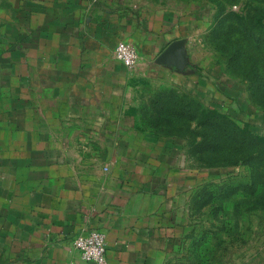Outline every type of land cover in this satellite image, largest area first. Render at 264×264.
Masks as SVG:
<instances>
[{"label":"crops","instance_id":"0c3cea01","mask_svg":"<svg viewBox=\"0 0 264 264\" xmlns=\"http://www.w3.org/2000/svg\"><path fill=\"white\" fill-rule=\"evenodd\" d=\"M186 25L111 0H0V264H96L72 245L90 230L109 264L180 261L200 231L201 170L139 108L169 77L181 93L201 83ZM175 40L185 71L156 61ZM120 41L136 47L134 69L116 59Z\"/></svg>","mask_w":264,"mask_h":264},{"label":"rangeland","instance_id":"374dc122","mask_svg":"<svg viewBox=\"0 0 264 264\" xmlns=\"http://www.w3.org/2000/svg\"><path fill=\"white\" fill-rule=\"evenodd\" d=\"M111 2L114 8L127 12L139 8H170L183 14L187 24L188 59L196 62L202 80L199 86L192 80L185 82L186 102L198 100L201 112L220 114L238 127L264 135V87L256 95L258 82H252L248 74L259 70L264 81V25L260 24H264V0ZM168 80L157 90L176 89L171 77ZM147 95L146 92V98L150 97ZM184 123L195 132L209 134L215 130L212 126H199L196 118L186 119ZM172 136L183 138L188 165L200 168L202 188L207 185L209 192L216 196L198 212L199 221L191 220L189 224L217 230L215 235H218L208 240L209 248L205 252L208 258L214 254L209 264H264V158H256L264 149L241 147L221 137L215 151L201 155L192 151V147L197 138L203 141V136ZM223 155L238 159V164L210 165L208 160L219 162ZM229 187L233 188L232 195L224 198V192L231 191ZM189 255L190 252H185L179 260L182 258L185 262Z\"/></svg>","mask_w":264,"mask_h":264},{"label":"trees","instance_id":"16d2710c","mask_svg":"<svg viewBox=\"0 0 264 264\" xmlns=\"http://www.w3.org/2000/svg\"><path fill=\"white\" fill-rule=\"evenodd\" d=\"M261 26H263V23ZM249 79L253 82L256 81L257 88L254 90L255 94L261 92L264 87V81L262 74L259 70L249 71ZM255 76V77H254ZM253 86V84H252ZM185 94L179 93L175 88L159 89L154 92L148 100H145L140 106V112L142 114V121L144 125L151 128L153 131L164 135H191L192 137L203 136V141L197 138V142L193 145L192 151L199 154H204L208 151H215L220 145L219 140L221 137L235 142V144L241 147H258L264 149V135H257L253 131L241 128L225 116L217 113H205L201 112L200 103L194 99L186 102ZM192 101V102H191ZM197 119L198 125L212 126L215 130L208 133H201V131L195 132L185 126L184 121ZM256 158H264V151L260 153ZM210 165L217 163H224L227 165L238 164V159L228 158L223 155V159L219 162L208 160ZM243 162V159L242 161ZM264 179V177H263ZM207 186V185H206ZM204 186L195 195L193 201V208L195 212H200L201 208L210 203L216 198L214 193L209 192V187ZM209 186V184H208ZM207 189V190H206ZM229 192H224V198L232 195V187L228 188ZM223 197V196H222ZM205 225V224H204ZM216 231V232H215ZM225 231V230H224ZM217 230L209 228V226H202L200 231L190 236L191 244L186 252H190L187 261L180 260L175 264H209L214 259V254L207 257L206 248H209L208 240L215 235ZM228 233V232H226ZM212 235V236H211ZM230 237V233L227 234ZM204 248V249H203Z\"/></svg>","mask_w":264,"mask_h":264},{"label":"built area","instance_id":"2783aa9c","mask_svg":"<svg viewBox=\"0 0 264 264\" xmlns=\"http://www.w3.org/2000/svg\"><path fill=\"white\" fill-rule=\"evenodd\" d=\"M115 57L129 69H134L139 60V54L134 45L120 41L115 48ZM72 245L77 248L84 260L96 264H109L107 260L106 236L99 230L84 231L72 239Z\"/></svg>","mask_w":264,"mask_h":264},{"label":"water","instance_id":"95a60500","mask_svg":"<svg viewBox=\"0 0 264 264\" xmlns=\"http://www.w3.org/2000/svg\"><path fill=\"white\" fill-rule=\"evenodd\" d=\"M156 61L168 66H175L180 71H185L188 67L185 41L175 40L171 42L157 57Z\"/></svg>","mask_w":264,"mask_h":264}]
</instances>
